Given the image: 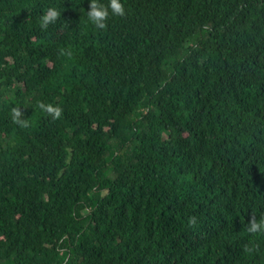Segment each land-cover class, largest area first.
I'll return each mask as SVG.
<instances>
[{
  "label": "trees",
  "instance_id": "trees-1",
  "mask_svg": "<svg viewBox=\"0 0 264 264\" xmlns=\"http://www.w3.org/2000/svg\"><path fill=\"white\" fill-rule=\"evenodd\" d=\"M121 3L0 0V264H264V0Z\"/></svg>",
  "mask_w": 264,
  "mask_h": 264
},
{
  "label": "clouds",
  "instance_id": "clouds-1",
  "mask_svg": "<svg viewBox=\"0 0 264 264\" xmlns=\"http://www.w3.org/2000/svg\"><path fill=\"white\" fill-rule=\"evenodd\" d=\"M57 10L53 8L47 9L40 18L41 28H47L49 24L54 23L58 16ZM125 10L122 6L121 0H108L105 4L102 0H89V8L86 11V19L97 28L103 29L108 17L111 16H123ZM42 109L49 112L53 118L59 117L61 109L59 107H53L51 105L40 104ZM16 116H19V112L16 111ZM194 219H190L189 223H194ZM249 232H264V218H261L258 222L252 220L248 227Z\"/></svg>",
  "mask_w": 264,
  "mask_h": 264
}]
</instances>
